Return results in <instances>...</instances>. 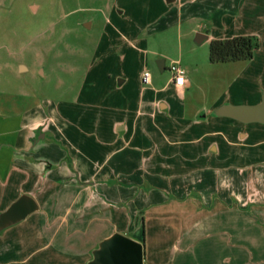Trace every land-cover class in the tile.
<instances>
[{"label": "rangeland", "instance_id": "374dc122", "mask_svg": "<svg viewBox=\"0 0 264 264\" xmlns=\"http://www.w3.org/2000/svg\"><path fill=\"white\" fill-rule=\"evenodd\" d=\"M240 5L252 7L253 18L262 14L264 0H240ZM201 12L197 5L181 9L179 2L167 5V0H0V119H13L24 130L12 135L9 179L0 176V213L23 195L39 206L0 232V264H85L99 243L97 234L112 231L110 221L120 231L133 225L118 234L142 244L146 237V264L172 258L264 264V126L213 116L225 104L261 102L264 24L251 19L245 8L228 12L226 26L212 27V14ZM200 23L210 24L213 36L253 33L260 47L251 61L212 64V39L196 43L199 32L194 29ZM175 63L189 83L184 93L170 86L161 94L179 104L178 112L168 115L193 119L200 110L207 120L194 134L200 135L197 147H219L231 157L207 167L202 161L200 169H158L151 179L156 184L154 208L140 211L144 206L137 202L120 210L108 197L112 204L96 205V212L86 215V194L74 198L93 174L95 181L143 174L144 154L135 144L122 139L106 143L110 124L118 119L112 109L133 107L170 83ZM143 71L152 75L151 86L143 84ZM64 111L68 120L63 121ZM157 123L166 130L165 122ZM38 130L53 133L52 141L29 146L21 139ZM142 192L148 193L147 184ZM143 215L145 236L138 226Z\"/></svg>", "mask_w": 264, "mask_h": 264}, {"label": "crops", "instance_id": "0c3cea01", "mask_svg": "<svg viewBox=\"0 0 264 264\" xmlns=\"http://www.w3.org/2000/svg\"><path fill=\"white\" fill-rule=\"evenodd\" d=\"M239 1L240 0H167V5L179 2V6L181 9L187 8L192 4L197 5L200 8V14L202 13L201 10H203V12L208 11V13L212 14L211 17H209V21H211L212 27H217L215 25L216 23L226 26V22L224 24L225 20L223 19L225 18L228 12L230 11L233 12L234 10L236 11L244 10L245 8L247 9V15L251 16V19L253 18L260 19L262 24H264V9H262L261 15L259 16L256 15L252 18L253 8L243 7L242 5L244 4L239 6ZM216 10L221 11L223 16L221 17L220 15L219 16L214 15L215 13L214 11ZM209 28H211L210 24L208 25V27H205L203 23H200V25H197L196 29L194 30H197L199 33L207 35L208 40L211 39L226 40L236 36H242V35L252 36L253 34V33L234 32L231 33V35H227L228 37H223V35L213 36L211 35L210 31H208ZM161 62H162V70L161 69L160 70L162 72H165L167 70L166 61L161 60ZM144 72L145 71H143V73ZM152 80L153 79L151 75V84L146 86H151ZM185 80L186 82L184 83V86H177L175 85L174 79L172 78L170 83L166 84L163 87L158 88L157 91L153 90L151 95L148 96V98L143 96V98H141L137 102V104H135V106L133 105V107H129L128 105H124L119 109L118 108L112 109L113 111L117 112L116 118L118 119L116 120L115 123H113V127H111L110 124L109 126L110 136L108 137L109 140L107 138L106 143L107 142L109 144L110 142L115 143L116 141L118 140L121 141L122 139L127 144H135L137 151H141L144 154L141 163L143 174L140 175V178H136V179L134 175L123 176V174L122 175L114 174L112 178L110 175H108L105 178L98 179L97 181H95L96 175L93 174L87 183L81 185V188H79L78 193L74 198V200H77L79 199L82 193L86 194L85 195L86 200L84 203L86 207V211H85L86 215L89 211L96 212L93 211L94 209L95 210L98 209L95 208L96 205L107 206L112 203L117 204L120 210L124 208L125 204H131V203L136 204L137 202L141 203L144 206L140 209V211L154 208V204H156V199H157L155 195L156 184L151 179L155 180L157 174L159 173L158 169L165 168L166 170L172 167H179L189 170L192 169L193 167L196 168L199 167L200 162L202 161L205 162L204 166L202 167H207L208 165H210L209 162H217L220 161L221 158H223L222 160H224L225 157H231V155L229 154L225 155V153H222L223 151L219 149V147H215L212 145L203 146V148L201 149L200 147H197V145L200 144V135L196 136L194 134L200 130V125L205 126L204 121L207 120L205 116L200 117V110L197 111L195 118L193 117V119L168 115L169 112L173 114V110L178 112L179 104L175 100L172 101H168L169 99L165 100L161 94L167 92L170 86H173V88L176 89L178 92L184 93L188 89L187 84L189 83L186 74H185ZM123 83L124 81H122L121 84ZM236 106H240V105H236ZM64 114L65 115L63 116L64 118L62 120L63 121L68 120L67 112L64 111ZM220 119H227V118H220ZM175 120L181 121L184 124V126L179 127L178 125H176L178 123L177 121L174 124ZM159 121H161V123L165 122L169 127L166 126L165 127L166 130L159 129L157 123ZM206 123L208 124L209 121H207ZM0 124L2 125L1 127L2 129H0V176L2 175L5 181H7L10 177V169L13 164L11 148H13L14 142L12 140L13 139L12 135L14 134L17 135L24 130L22 128L18 129V127L14 125L13 119L12 120L10 119L9 121H7V119L4 120L0 119ZM173 127H174L173 130L174 132L172 131L173 135L171 136V129ZM32 133H34L35 135L34 134L26 135L25 137L21 138V139L24 138L23 141H27L29 146H36L42 140L52 141L53 138V133L43 134L41 130ZM176 133H177L176 136L177 139L174 140L173 138L175 137ZM186 135H191V137L186 140L184 138ZM250 135L253 134L247 133L246 137L249 138ZM170 136L172 137V139ZM182 136L183 138H181ZM21 139L15 137L14 141ZM185 145L191 147H187V149H183L180 151H176L172 149L178 146L181 147ZM195 145L196 147H193ZM261 146L262 147L264 146V141L261 142ZM200 168L201 167L197 169ZM146 184H147L148 193L143 195L142 189H144ZM134 187L140 188V189H136L135 194L133 193ZM129 192L130 194L133 193V195L131 194V196H128ZM108 197L112 198L114 201L110 203L111 201L107 199ZM200 200L204 201L203 195H200ZM94 218L95 217H92L90 218V220H93ZM151 220H153L152 217ZM110 223L112 224V231L111 232L109 231L105 234L102 233V235L101 233H98L97 235L101 237L97 242L99 243L102 242L104 239L116 234V232H122L125 234L126 231L129 228L131 229L133 226L131 224V226L128 227L126 231H124L125 227L122 228L120 231L118 228V224L115 225V223H112V221H110ZM147 224L148 222L146 220V216L143 215L142 223L138 226L139 228L141 226V229L145 230L144 236L146 233ZM136 240L142 242L139 239ZM146 241L147 239L146 237H144L143 240L144 244L146 243ZM99 243L98 244L96 243L97 245L91 248L94 249L91 251V257L89 261L92 259V252L98 247ZM177 251H179V247H177ZM146 260H147L146 257H144V264H146ZM223 262L220 264L232 263L230 259L224 260ZM164 264H219V263H217L216 261L205 260V259L203 260L200 259V261L193 262L189 260H178L172 258L170 261L165 262Z\"/></svg>", "mask_w": 264, "mask_h": 264}, {"label": "water", "instance_id": "95a60500", "mask_svg": "<svg viewBox=\"0 0 264 264\" xmlns=\"http://www.w3.org/2000/svg\"><path fill=\"white\" fill-rule=\"evenodd\" d=\"M206 40H208L207 35L197 34V44H202ZM159 68L162 70L161 61H159ZM213 114L244 125L264 126V95L259 104L252 106L225 104L217 108ZM38 209L39 206L34 198L28 195L21 196L6 211L0 213V232L25 220ZM86 264H144V246L141 242L116 233L99 243L92 252V259Z\"/></svg>", "mask_w": 264, "mask_h": 264}, {"label": "trees", "instance_id": "16d2710c", "mask_svg": "<svg viewBox=\"0 0 264 264\" xmlns=\"http://www.w3.org/2000/svg\"><path fill=\"white\" fill-rule=\"evenodd\" d=\"M259 47L258 38L249 35L212 40L209 59L212 64L251 61Z\"/></svg>", "mask_w": 264, "mask_h": 264}, {"label": "built area", "instance_id": "2783aa9c", "mask_svg": "<svg viewBox=\"0 0 264 264\" xmlns=\"http://www.w3.org/2000/svg\"><path fill=\"white\" fill-rule=\"evenodd\" d=\"M170 72L173 75L174 83L177 86H184L185 80V70L179 66V64L175 63L171 66ZM183 81V83L181 82ZM142 82L145 85L151 84V74L148 71H145L142 75Z\"/></svg>", "mask_w": 264, "mask_h": 264}, {"label": "snow or ice", "instance_id": "6c2138e0", "mask_svg": "<svg viewBox=\"0 0 264 264\" xmlns=\"http://www.w3.org/2000/svg\"><path fill=\"white\" fill-rule=\"evenodd\" d=\"M183 83V81H181Z\"/></svg>", "mask_w": 264, "mask_h": 264}]
</instances>
